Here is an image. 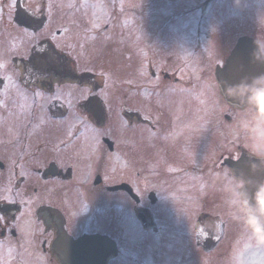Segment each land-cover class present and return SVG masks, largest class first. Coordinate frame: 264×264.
Listing matches in <instances>:
<instances>
[{
  "label": "rangeland",
  "instance_id": "obj_1",
  "mask_svg": "<svg viewBox=\"0 0 264 264\" xmlns=\"http://www.w3.org/2000/svg\"><path fill=\"white\" fill-rule=\"evenodd\" d=\"M22 3L34 13L44 12L49 29L63 31L56 46L75 41L82 68H99L106 86L118 88V105L108 104L113 125L98 136L110 135L132 166L129 182L140 202L106 190L107 184L125 180V174L119 179L99 174L104 181L99 183V232L117 246V256L107 264H239L241 250L244 264H264V248L249 247L252 241L230 215L227 198L235 179L222 163L241 152L251 155L250 145L264 151V143H256L264 140V114L249 116L246 106L226 104L214 79L216 66L224 64L238 38L258 41L264 50V0ZM94 10L99 21L88 25L86 17ZM9 39L7 32L0 41V74L13 51ZM12 91L18 89L8 94ZM131 99L136 117L122 121L116 113ZM41 126V136L67 134L62 127H51V133ZM104 153L105 145L99 156ZM57 185L52 186L56 192L62 189ZM152 192L155 202L150 204ZM75 193L59 195L55 206L71 202L73 209L79 201ZM58 214L73 233L96 230V219L86 210L73 217L66 210ZM39 254L25 237L21 264H49L45 255L39 261Z\"/></svg>",
  "mask_w": 264,
  "mask_h": 264
},
{
  "label": "flooded vegetation",
  "instance_id": "obj_2",
  "mask_svg": "<svg viewBox=\"0 0 264 264\" xmlns=\"http://www.w3.org/2000/svg\"><path fill=\"white\" fill-rule=\"evenodd\" d=\"M22 5V0H2L0 9V41L9 32L13 45L6 71L0 74V263L21 264L26 237L40 251L39 261L45 255L49 264H68L57 254L59 247L68 246L60 244L63 238L105 235L99 232V178L100 184L104 182L99 174H115L116 179L126 175L125 180L105 186L111 191L119 184L131 186L132 166L121 158L110 135L98 136L113 125L108 104L118 105V88L106 86L99 68H82L75 58V41L61 49L55 45L63 31L49 29L44 12L34 13ZM94 11L86 17L88 25L99 21ZM92 35L96 39L99 33ZM12 87L18 92L9 95ZM133 108L131 99L116 113L117 118L133 120ZM40 126L51 133V127H62L67 134L41 136ZM103 145L107 153L99 156ZM53 185L62 189L56 192ZM63 193L78 195L73 209L71 202L55 206ZM61 210L71 217L88 211L96 219V230L73 233L58 214ZM91 250L96 255L89 256V264H99V248Z\"/></svg>",
  "mask_w": 264,
  "mask_h": 264
},
{
  "label": "water",
  "instance_id": "obj_3",
  "mask_svg": "<svg viewBox=\"0 0 264 264\" xmlns=\"http://www.w3.org/2000/svg\"><path fill=\"white\" fill-rule=\"evenodd\" d=\"M257 56L264 59V54L259 48V45L249 38H240L235 44L234 48L231 50L225 62V65L222 68L217 67L215 70V78L218 85L223 80H227L230 83L237 84L244 78H248L249 82H251L252 77L264 73V63L259 62L256 59ZM219 89L221 95L228 104L238 107L245 106L240 102L238 98L227 97L223 94L222 89L220 87ZM224 164L231 170L234 178L239 179L245 183L242 191L249 199L250 204L255 205V193L261 185H264V162H261V160H254L241 157L237 161L225 160ZM125 188L127 187L122 185L116 189L123 190ZM133 198L135 202L138 203V199L135 196H133ZM150 199L152 203L155 202L154 196H152ZM81 246H84V248L87 246L90 247V249L87 250L88 252L82 259L85 264H89L96 253L91 249L95 247L98 248V246L99 264H104V256L107 253L109 254L113 252L114 255L116 254L114 243L108 238L102 236H86L79 238L75 241L70 240L66 253H64L63 249H61L60 251L63 254H67L72 259H74L75 264H80L79 258L81 256H79V254H81ZM89 256H91L90 261Z\"/></svg>",
  "mask_w": 264,
  "mask_h": 264
},
{
  "label": "clouds",
  "instance_id": "obj_4",
  "mask_svg": "<svg viewBox=\"0 0 264 264\" xmlns=\"http://www.w3.org/2000/svg\"><path fill=\"white\" fill-rule=\"evenodd\" d=\"M259 62L264 63V59L257 56ZM219 87L227 97L238 98L246 106V113L264 114V73L251 78L242 79L239 83L233 84L227 80L220 82ZM256 143H264L256 141ZM252 154L264 159V151L258 150L250 145ZM227 176V173L224 174ZM243 182H231V190L227 198V204L232 219L241 227L242 234L249 238L252 244L249 247L264 248V185H261L255 193V205L250 204L249 199L242 191ZM239 264H244V250H241Z\"/></svg>",
  "mask_w": 264,
  "mask_h": 264
},
{
  "label": "bare ground",
  "instance_id": "obj_5",
  "mask_svg": "<svg viewBox=\"0 0 264 264\" xmlns=\"http://www.w3.org/2000/svg\"><path fill=\"white\" fill-rule=\"evenodd\" d=\"M247 264H249V263H247Z\"/></svg>",
  "mask_w": 264,
  "mask_h": 264
}]
</instances>
